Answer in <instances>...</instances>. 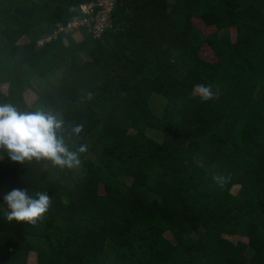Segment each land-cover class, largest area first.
I'll return each instance as SVG.
<instances>
[{
	"label": "trees",
	"instance_id": "obj_1",
	"mask_svg": "<svg viewBox=\"0 0 264 264\" xmlns=\"http://www.w3.org/2000/svg\"><path fill=\"white\" fill-rule=\"evenodd\" d=\"M92 1L0 0V102L86 145L74 169L0 158V199L50 196L35 224L0 212V264H264V0H116L99 38L37 45Z\"/></svg>",
	"mask_w": 264,
	"mask_h": 264
},
{
	"label": "clouds",
	"instance_id": "obj_2",
	"mask_svg": "<svg viewBox=\"0 0 264 264\" xmlns=\"http://www.w3.org/2000/svg\"><path fill=\"white\" fill-rule=\"evenodd\" d=\"M201 99L210 95L209 88L200 85ZM64 119L58 113L40 108L21 111L15 105L0 102V158L24 165L30 161L49 162L53 169H74L81 165L80 154L86 145L71 146L66 141ZM81 125H74L70 133L75 136ZM50 196L46 192H30L28 188H13L0 199V212L9 220L35 224L49 208Z\"/></svg>",
	"mask_w": 264,
	"mask_h": 264
},
{
	"label": "built area",
	"instance_id": "obj_3",
	"mask_svg": "<svg viewBox=\"0 0 264 264\" xmlns=\"http://www.w3.org/2000/svg\"><path fill=\"white\" fill-rule=\"evenodd\" d=\"M116 0H95L92 2L80 5V15L73 17L65 24H58L53 30V33L37 41V45L41 46L43 43L56 38L59 34L71 36L79 33L82 38L80 30L81 26L86 27V30L93 38H99L111 26V12ZM65 40V37H63Z\"/></svg>",
	"mask_w": 264,
	"mask_h": 264
},
{
	"label": "rangeland",
	"instance_id": "obj_4",
	"mask_svg": "<svg viewBox=\"0 0 264 264\" xmlns=\"http://www.w3.org/2000/svg\"><path fill=\"white\" fill-rule=\"evenodd\" d=\"M193 23H194L195 27L201 29L206 34L213 30V28H209V27L206 28L200 21H198L196 19L193 20ZM228 34H229V36H230V38L232 40L235 39V33H234V30L233 29H230ZM72 38L76 42H78L79 40L82 39L80 37L79 33H77V35H75V36H72ZM65 43H67L66 40H65ZM200 54L205 59H208L210 61H213L214 60V53L212 52V50L208 46H203L202 49L200 50ZM81 57L84 58V54L83 53H81ZM0 91L3 92V93H6L7 92V85L4 84V83L1 84L0 85ZM23 96H24V99H25V101H26L27 104H31L36 99V94L31 89L26 90L24 92ZM152 97H156V96L153 95ZM157 101H158V99H155V102H157ZM237 189H238V187L237 186H234L232 188L231 192L234 194V193H236ZM165 236L168 238L169 237L168 233H165ZM231 239L234 240V241L235 240H245L244 238H241V237H238V236L237 237H232ZM35 262H36V255H35V253H33V252L32 253H29L28 259H27V263L28 264H35Z\"/></svg>",
	"mask_w": 264,
	"mask_h": 264
}]
</instances>
